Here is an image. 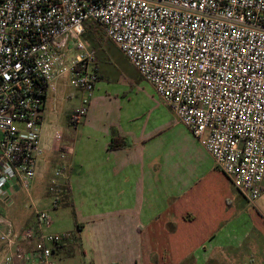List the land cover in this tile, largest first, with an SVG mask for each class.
<instances>
[{"label":"built area","instance_id":"obj_1","mask_svg":"<svg viewBox=\"0 0 264 264\" xmlns=\"http://www.w3.org/2000/svg\"><path fill=\"white\" fill-rule=\"evenodd\" d=\"M88 24L253 204L264 182V0H0V201L10 204V184L30 189L56 81L66 76L81 94L71 124L87 114L99 76ZM34 218L18 227L0 215L1 264H56L54 248L71 236L48 233L45 211Z\"/></svg>","mask_w":264,"mask_h":264},{"label":"crops","instance_id":"obj_2","mask_svg":"<svg viewBox=\"0 0 264 264\" xmlns=\"http://www.w3.org/2000/svg\"><path fill=\"white\" fill-rule=\"evenodd\" d=\"M98 70L87 114L64 140L43 143L40 126L35 178L28 191L6 187L11 202L0 201V215L18 227L33 226L30 206L44 173L59 168L55 208L65 196L60 202L72 209L75 230L66 232L71 237L56 246L53 260L77 249L80 264H264L257 248L263 230L153 88L140 84L131 95L99 84ZM59 85L48 91L43 113ZM112 132L125 141L122 149H108ZM193 231L201 235L196 243L188 237ZM5 254L0 243V264Z\"/></svg>","mask_w":264,"mask_h":264},{"label":"rangeland","instance_id":"obj_3","mask_svg":"<svg viewBox=\"0 0 264 264\" xmlns=\"http://www.w3.org/2000/svg\"><path fill=\"white\" fill-rule=\"evenodd\" d=\"M87 43L92 48L91 44ZM92 50L97 58L102 76L99 84H116L118 89H121L120 91L129 92L131 95H135L133 92L140 87V84L141 86L148 84L139 77L136 70L125 60L117 48L108 41L104 40L101 46L92 48ZM55 84H60L59 93H57L54 100L51 96L48 97L41 125V140L43 143L46 140L50 146L54 142L55 134H59L60 140H64L68 130H73V124L70 122V113L78 107L81 97L80 92L69 85L66 76L61 77ZM52 169L53 167L44 173L45 180L39 189L41 194L38 196V201L31 204L30 209L33 212L45 211L48 213L51 219L50 233L63 234V232L72 231L73 234L75 220L72 209L66 202H60L61 200H66L65 196L62 199L59 197V206L57 208L52 207L54 200L53 186L50 184L54 172ZM221 176L225 178L222 174ZM45 192L47 193L44 196ZM232 192L236 196L237 201L244 207V210L247 213H251L253 225L260 227L264 232V182L263 192L253 204H248L237 192L233 190ZM199 236L201 235L196 232L188 234L192 243H196ZM257 246V248H262L264 251V244L261 241L257 243ZM54 259L57 264H80V255L77 253V249L71 257H59L55 254Z\"/></svg>","mask_w":264,"mask_h":264},{"label":"trees","instance_id":"obj_4","mask_svg":"<svg viewBox=\"0 0 264 264\" xmlns=\"http://www.w3.org/2000/svg\"><path fill=\"white\" fill-rule=\"evenodd\" d=\"M83 38L91 44L92 48H97L104 42L103 36L92 24L87 25ZM125 145V141L121 137L116 135L114 132L111 133V139L108 144L109 150L122 149ZM56 251L57 247L54 248V252Z\"/></svg>","mask_w":264,"mask_h":264}]
</instances>
